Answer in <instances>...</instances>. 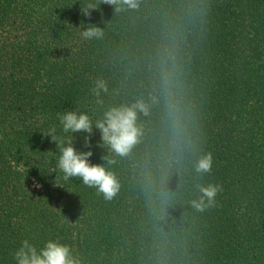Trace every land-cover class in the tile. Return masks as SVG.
<instances>
[{
	"label": "trees",
	"instance_id": "1",
	"mask_svg": "<svg viewBox=\"0 0 264 264\" xmlns=\"http://www.w3.org/2000/svg\"><path fill=\"white\" fill-rule=\"evenodd\" d=\"M88 26L102 36L82 39ZM97 79L102 103L90 92ZM138 99L148 105L139 142L115 164L101 159L97 129L87 146L73 133L77 151L115 173L112 201L50 173L57 149L44 134L70 135L57 113L95 121ZM207 151L212 171L200 176L194 163ZM207 183L222 190L199 212L190 202ZM24 239L58 240L82 264H264V0H139L119 13L102 0H0V264H15Z\"/></svg>",
	"mask_w": 264,
	"mask_h": 264
},
{
	"label": "clouds",
	"instance_id": "2",
	"mask_svg": "<svg viewBox=\"0 0 264 264\" xmlns=\"http://www.w3.org/2000/svg\"><path fill=\"white\" fill-rule=\"evenodd\" d=\"M103 3L113 6L115 12H123L129 9L135 10L139 7V0H102ZM91 7V6H89ZM84 15H89L88 9L82 10ZM102 31L99 27L88 26L82 30L80 35L84 40L100 38ZM161 97L165 104V114L176 130L179 129L181 120L180 102L174 92L175 78L168 69L166 62H162L160 70ZM107 85L102 79L93 82L90 92L95 96L97 103L100 100L101 92H107ZM156 102V98H153ZM148 105L144 100L138 99L129 105H121L108 108L101 119L93 121L86 112L76 110H65L57 113L58 121L63 133H70L66 137H58L53 127L44 135L50 136L55 143L57 151L53 153L55 160L50 173L59 171L62 179L68 181L76 178L79 181L96 191V194L104 201H112L119 193L120 183L115 173L105 167L104 164H91L89 158L92 152L77 151L73 146V133H85V144L88 145L93 128L100 133L99 147L106 148L107 154L101 159L108 165L116 163L114 157H124L139 142L141 129L137 125V114H147ZM213 156L210 151L204 152L194 163L195 172L204 176L212 171ZM199 193L197 198L190 203L199 212H204L216 206L217 194L222 190L221 186L215 183L197 184ZM168 194L161 190L158 195L161 206L167 203ZM15 264H82L78 253L58 240H47L42 247L30 243L27 239L21 241L20 246L13 253Z\"/></svg>",
	"mask_w": 264,
	"mask_h": 264
}]
</instances>
